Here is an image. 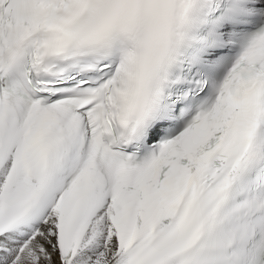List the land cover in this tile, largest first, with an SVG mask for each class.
<instances>
[{"label": "snow or ice", "instance_id": "obj_1", "mask_svg": "<svg viewBox=\"0 0 264 264\" xmlns=\"http://www.w3.org/2000/svg\"><path fill=\"white\" fill-rule=\"evenodd\" d=\"M0 264H264V0H0Z\"/></svg>", "mask_w": 264, "mask_h": 264}]
</instances>
